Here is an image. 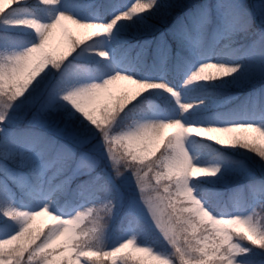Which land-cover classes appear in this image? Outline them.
<instances>
[{"label": "snow or ice", "instance_id": "snow-or-ice-1", "mask_svg": "<svg viewBox=\"0 0 264 264\" xmlns=\"http://www.w3.org/2000/svg\"><path fill=\"white\" fill-rule=\"evenodd\" d=\"M0 264H264V0H0Z\"/></svg>", "mask_w": 264, "mask_h": 264}, {"label": "rangeland", "instance_id": "rangeland-1", "mask_svg": "<svg viewBox=\"0 0 264 264\" xmlns=\"http://www.w3.org/2000/svg\"><path fill=\"white\" fill-rule=\"evenodd\" d=\"M65 38L60 33H55L52 37V43L54 45L60 44Z\"/></svg>", "mask_w": 264, "mask_h": 264}]
</instances>
